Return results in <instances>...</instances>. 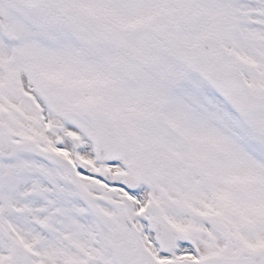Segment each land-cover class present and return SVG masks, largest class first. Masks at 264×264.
Segmentation results:
<instances>
[{"label":"snow or ice","instance_id":"obj_1","mask_svg":"<svg viewBox=\"0 0 264 264\" xmlns=\"http://www.w3.org/2000/svg\"><path fill=\"white\" fill-rule=\"evenodd\" d=\"M0 264H264V0H0Z\"/></svg>","mask_w":264,"mask_h":264}]
</instances>
